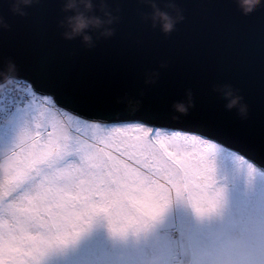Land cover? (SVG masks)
Segmentation results:
<instances>
[{
    "label": "snow or ice",
    "instance_id": "obj_1",
    "mask_svg": "<svg viewBox=\"0 0 264 264\" xmlns=\"http://www.w3.org/2000/svg\"><path fill=\"white\" fill-rule=\"evenodd\" d=\"M21 80L23 98L13 96L16 88L0 96L9 121L0 146L16 160L12 173L0 178V264H40L48 249L75 240L101 214L123 235L162 223L174 200L186 201L197 218L220 212L223 191L213 157L216 148L232 145L214 132L145 117L114 120L70 107L75 98L49 77L47 91L19 76L14 84ZM58 128L65 134L54 140ZM17 130L26 143L15 140ZM204 258L264 264V220L246 222Z\"/></svg>",
    "mask_w": 264,
    "mask_h": 264
},
{
    "label": "water",
    "instance_id": "obj_2",
    "mask_svg": "<svg viewBox=\"0 0 264 264\" xmlns=\"http://www.w3.org/2000/svg\"><path fill=\"white\" fill-rule=\"evenodd\" d=\"M155 2L171 12L169 0ZM173 2L184 19L166 37L144 19L151 9L143 0H107L118 17L114 35L88 49L79 38H62L58 23L66 14L58 0H34L24 16L0 0L8 24L0 29V73L31 79L45 91L49 77L75 98L70 107L114 120L205 128L264 168V5L244 15L234 0ZM225 85L242 98L245 116L226 107Z\"/></svg>",
    "mask_w": 264,
    "mask_h": 264
},
{
    "label": "rangeland",
    "instance_id": "obj_3",
    "mask_svg": "<svg viewBox=\"0 0 264 264\" xmlns=\"http://www.w3.org/2000/svg\"><path fill=\"white\" fill-rule=\"evenodd\" d=\"M65 123H68L66 120ZM4 129H0V136ZM7 137H5L6 139ZM5 149L7 148L0 146ZM10 156V155H9ZM216 184L223 191L221 212L212 218H201L204 230L212 238L201 245L199 235L192 227L198 218L184 200H174L162 223L147 232L113 233L107 218L101 214L93 217L77 238L64 245L48 249L40 264H192L207 261L205 254L217 248L226 238L236 235L253 212L264 220V175L252 163L223 147L214 152ZM197 227L201 221H198ZM175 225L178 233L175 245L183 256L176 261L172 237L165 229ZM208 230V231H207ZM71 250L70 258L61 257L62 248Z\"/></svg>",
    "mask_w": 264,
    "mask_h": 264
},
{
    "label": "clouds",
    "instance_id": "obj_4",
    "mask_svg": "<svg viewBox=\"0 0 264 264\" xmlns=\"http://www.w3.org/2000/svg\"><path fill=\"white\" fill-rule=\"evenodd\" d=\"M144 3L151 9L144 19L150 22L151 27L158 28L164 35L168 36L175 30V25L183 21L184 16L181 9L169 0L166 5L171 9V12L165 11L155 0H143ZM34 0H9V10L14 15L24 16L26 13L24 9L30 7ZM237 8L244 15H251L256 9L264 5V0H234ZM60 10L66 15L59 21L58 27L62 29L61 36L65 40H74L79 38L81 44L88 49L95 47L96 40L107 39L114 35V29L111 27L118 17L114 16L109 9L107 0H60ZM99 11L100 15L96 12ZM174 13V14H173ZM8 24L0 17V29H7ZM92 33H95V38ZM11 69V66H9ZM163 67V65H161ZM153 76L156 74L153 73ZM16 76L0 73V91L12 89ZM153 83V79L146 81ZM225 89V98L228 100L226 107L228 109L236 108L241 116L247 113V107L241 103V97L234 95L227 85L223 86ZM189 101L191 92L188 93ZM131 103V101H129ZM176 111L184 113L185 106L181 103L174 105ZM9 121L0 120V123H8ZM65 134L64 128H58L53 132L54 140L61 139ZM15 140L20 143H26V135L23 130H17L15 133ZM5 149L0 148V178L8 177L13 169L16 167V160L5 154Z\"/></svg>",
    "mask_w": 264,
    "mask_h": 264
}]
</instances>
